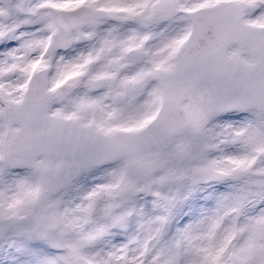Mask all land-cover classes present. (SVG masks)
<instances>
[{"label":"snow or ice","instance_id":"1","mask_svg":"<svg viewBox=\"0 0 264 264\" xmlns=\"http://www.w3.org/2000/svg\"><path fill=\"white\" fill-rule=\"evenodd\" d=\"M0 264H264V0H0Z\"/></svg>","mask_w":264,"mask_h":264}]
</instances>
